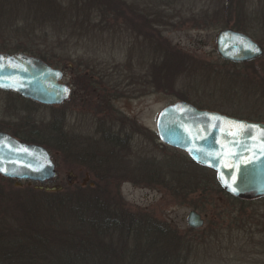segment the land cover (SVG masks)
<instances>
[{
	"label": "rangeland",
	"instance_id": "rangeland-1",
	"mask_svg": "<svg viewBox=\"0 0 264 264\" xmlns=\"http://www.w3.org/2000/svg\"><path fill=\"white\" fill-rule=\"evenodd\" d=\"M55 1L64 18L65 10L78 8L77 1L85 2ZM123 1L126 12L119 21L101 23L108 18L99 16L91 5L87 14L95 17L93 24L87 30H74V18L45 23L35 5L28 6L29 14H17L9 8L10 2L0 0V44H26L51 54L59 63L55 67L64 70L63 81L73 89L67 105H45L0 90V130L34 132L46 140L61 191L76 193L79 186L101 185L125 209L161 222L174 234V244L167 249L171 264H264V232L257 229L262 223L256 220V211L264 219V200L239 201L204 184L186 192L191 184L185 182L193 174L184 168L188 154L164 144L157 131L161 110L181 99L209 110L232 112L241 107L264 121V56L256 59L258 68L250 71L247 80L250 69L227 63L216 44L221 29L237 24L264 45V0ZM165 55L179 60V65L172 63L169 67L174 70L162 79V70L153 68L165 62ZM56 129L61 130V138ZM106 131L128 132L131 141L121 148L125 157L106 169H112L114 180L100 181L80 158L82 150L97 151L93 158L101 160V136ZM193 167L202 172L197 175L200 180L208 177L203 174L206 169ZM180 171L187 172L183 180ZM39 185L0 175V195L8 198L7 207H0V249L12 256L11 262L17 257L10 243L20 236L12 235L6 242L7 218L16 213L21 201L17 197L28 192L23 189L47 191ZM192 210L205 220L196 230L188 224ZM113 235L108 241L116 246L121 235Z\"/></svg>",
	"mask_w": 264,
	"mask_h": 264
},
{
	"label": "trees",
	"instance_id": "trees-1",
	"mask_svg": "<svg viewBox=\"0 0 264 264\" xmlns=\"http://www.w3.org/2000/svg\"><path fill=\"white\" fill-rule=\"evenodd\" d=\"M3 1L5 2L4 4L10 2L9 8L13 13L17 11V14L19 12L29 14V7L35 5V8L44 15L43 18L46 19L44 20L45 23H58V20L64 18L61 17L64 16L61 10L62 6L55 0ZM25 2H29L30 4L24 5ZM237 2L241 3L240 0ZM77 4L79 5L78 8L72 7L68 8L70 11H64L66 18H74V30L80 28L87 30L90 27L89 24H93L95 17L91 19V16H89L90 12L87 14L91 10V5L96 6L95 9L98 11L99 16L108 18L102 20L101 23L108 22V20L110 22L111 18L119 21V18H121L120 15L125 16L126 12V4L123 0H85L84 4L78 1ZM231 27L237 30H243L237 24ZM0 50L11 53L19 51L28 52L29 54L39 56L52 66L59 64L51 54L41 52L40 50L37 51L26 44L14 46L8 45L6 42L0 44ZM168 56L165 55L162 58L165 61L164 63H160L161 65L153 68L154 70H162V79H165V76L170 73L169 70H174L169 67L172 63L179 65L177 63L179 60H171L169 58L170 56ZM226 62L232 63L231 61ZM256 62L257 60H253L242 64L234 62L232 64L236 65V68H249L250 70H246L247 74H245L246 77L244 78L250 80L249 77L252 73L250 71L256 72L258 68ZM161 70H159L160 73ZM258 74L259 72H257L256 76ZM154 79L156 83L158 77H154ZM197 106L204 108L200 105ZM232 109V112H226L222 109L219 111L250 120H261V118L256 119V117L248 115L241 107L239 109ZM33 133L30 132L27 135L14 133V135L28 142L44 144L48 148V142L41 140ZM127 133L112 134L110 132L108 133V131L104 132L101 136L100 144L102 161L96 162L93 158V156H96L97 151L96 153L92 151L85 153L82 150L80 159L87 161L88 164H85V167L88 170L97 173L98 179L96 180H114L111 172L112 169L111 171L106 169L112 168V165H117V162L114 160L123 158L124 155L121 148L127 146L128 142L131 141L128 140L130 139V134ZM55 134L61 138V130L56 129ZM187 156L188 158L183 157L186 167L184 165L182 167L189 169V171L191 170L193 174L185 182V184H191L189 186L190 189L186 190V192L196 190V188L199 189L203 184L213 185L222 194L234 197L239 201L248 202V200L239 199L223 189L215 170L196 163L189 154ZM193 164L200 166L201 169L202 167L206 169L207 171H204L203 174L208 177L200 180L197 175L200 176L202 172L198 169L195 171V167L192 168L194 166ZM92 166L93 168L91 169ZM179 173H181L180 179L183 180L187 172L180 171ZM95 183L97 184V181ZM23 190L29 193L26 192L24 195L17 197L21 201L16 205L15 215H11L9 219L7 218V223H9L5 226L6 236L9 237V239H6V242L11 240L12 235L14 237L17 235L20 236L18 241H11L10 243V248L14 251L17 259L15 262H11L12 256L0 249V261L2 264H171L169 258L172 255L167 249L171 248L174 244V234L164 228L161 222H151L148 219V214L144 216L140 212L133 213L125 209L122 202L109 196L110 192L105 191L108 188H102L101 185L79 186L76 193L64 191L47 192L44 190H35L34 188H26ZM263 200L264 197L256 199V201ZM7 201L6 194H3V196L0 195V207H7ZM259 214L256 211V220L262 224H257L259 226L257 229L260 232H264V219L259 217ZM193 230L196 229L193 228ZM114 232H118L121 235L116 246L108 241L109 239L110 241L114 239ZM5 246L7 247V245Z\"/></svg>",
	"mask_w": 264,
	"mask_h": 264
},
{
	"label": "water",
	"instance_id": "water-1",
	"mask_svg": "<svg viewBox=\"0 0 264 264\" xmlns=\"http://www.w3.org/2000/svg\"><path fill=\"white\" fill-rule=\"evenodd\" d=\"M216 44L219 55L226 61L246 63L264 56L260 42L235 28L221 29ZM63 80L64 70L39 56L0 50L1 90L19 93L45 105H59L71 94V86ZM157 130L161 141L186 151L198 164L215 170L223 189L233 196L264 197L263 121L179 100L161 110ZM0 175L40 183L39 187L47 191L63 188L55 184L57 165L49 149L5 130H0ZM204 222L198 211L189 213V226L200 228Z\"/></svg>",
	"mask_w": 264,
	"mask_h": 264
},
{
	"label": "flooded vegetation",
	"instance_id": "flooded-vegetation-1",
	"mask_svg": "<svg viewBox=\"0 0 264 264\" xmlns=\"http://www.w3.org/2000/svg\"><path fill=\"white\" fill-rule=\"evenodd\" d=\"M70 86H71V84L70 83H68ZM72 92H73V89H72V86H71V94H70V97H69V99L66 101V102H64V105H67V104H69L70 103V101H71V95H72Z\"/></svg>",
	"mask_w": 264,
	"mask_h": 264
}]
</instances>
